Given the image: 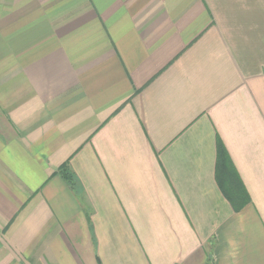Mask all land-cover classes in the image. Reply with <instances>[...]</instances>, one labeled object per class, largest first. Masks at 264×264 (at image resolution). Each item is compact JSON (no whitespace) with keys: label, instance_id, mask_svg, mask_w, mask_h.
Returning a JSON list of instances; mask_svg holds the SVG:
<instances>
[{"label":"crops","instance_id":"1","mask_svg":"<svg viewBox=\"0 0 264 264\" xmlns=\"http://www.w3.org/2000/svg\"><path fill=\"white\" fill-rule=\"evenodd\" d=\"M0 264H264V0H0Z\"/></svg>","mask_w":264,"mask_h":264},{"label":"trees","instance_id":"2","mask_svg":"<svg viewBox=\"0 0 264 264\" xmlns=\"http://www.w3.org/2000/svg\"><path fill=\"white\" fill-rule=\"evenodd\" d=\"M219 164L220 165L218 166V168H219V173L222 176V181L226 182L225 185L228 184V185L232 186L234 189H236V192H237V197L235 200H233L229 197L231 202H235V201L240 202L241 200L244 199V195L241 194V191H239V185H238L237 179L233 176V173L227 164L223 163L222 161H220ZM67 168H68V164H64L59 169L60 174L64 175V177H66V178L69 177V174L67 172V170H68ZM244 201H245V199H244Z\"/></svg>","mask_w":264,"mask_h":264}]
</instances>
